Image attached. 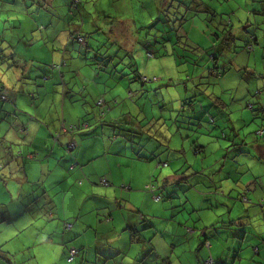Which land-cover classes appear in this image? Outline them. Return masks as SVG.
I'll return each instance as SVG.
<instances>
[{
    "label": "rangeland",
    "instance_id": "374dc122",
    "mask_svg": "<svg viewBox=\"0 0 264 264\" xmlns=\"http://www.w3.org/2000/svg\"><path fill=\"white\" fill-rule=\"evenodd\" d=\"M143 1L99 0L79 10L81 15H85L91 22L99 18L101 22L97 27H108L107 30L100 29L91 41L101 43L102 46L96 45L99 53L115 57L109 62L89 59L88 63L87 57L92 58L93 54L87 53L83 44L76 43L75 51L65 53L67 61L61 67L63 76L57 74L59 76L57 85L85 86L82 94L79 93L80 90L76 91L75 97L80 99L74 103L77 105L76 108H72L74 104L65 100L59 87L57 108L52 110L54 114L57 112V130L62 132L74 127V131H69L72 134L70 143L74 151L68 153L72 155L79 150L80 159L84 162L74 157L76 166L71 169L73 162L62 165L60 160H57V179H61L57 181L60 184L57 190L48 192L59 209V212L53 207L49 210L55 213L54 220L49 217L50 213L47 215L43 213L40 219V208L46 211L43 200L24 196L25 192L19 197L21 175L0 166V174L8 177L9 189L16 192L15 199L7 198L6 210L14 208L20 211L22 203L27 207L26 212L20 216L0 221V264H108L105 258L113 249H125V254H122L120 259L125 258L126 264H136L130 261L129 257L132 259L137 257L141 246L136 247L130 243L129 238L130 244H128L127 240L120 236V232H112L114 240L103 238L107 233L104 231L114 224L117 228L120 227L119 216H116L113 225H109L107 214L115 211L117 215L115 201L117 198H122L124 192H131L127 190L131 187L133 189L143 187V192L149 193L152 200L157 203L159 200L155 197L159 193L164 195V202L158 205L152 204V210L145 212L148 214L146 219H150L152 215L159 218L161 213L167 212L181 231L186 227L187 232L195 229H198L196 232H203L205 228H207L206 232H215L219 240L216 242L220 247L224 245L228 247L226 239L231 238V229L254 234L264 232V210L261 208V205H264L261 201L264 200V164L256 161L258 159L252 148L254 145L257 146V143L259 146L264 145V137L256 135L257 131H264V111H262L264 109V0H176L177 4L175 0H170L166 12L161 13L163 18L159 17L160 12L155 6L147 8L143 6ZM102 9L104 12H100ZM49 10L54 12L55 8L50 7ZM57 10L60 11H57V14H61V0H57ZM21 13L20 10V22L22 27H26L22 31L21 27L16 29L14 20L9 18L13 13L8 14L0 7V46L4 40H7L12 42L13 46L20 44L21 51L24 52L25 42L23 43L21 38L29 42L39 39V43H34L35 48H38L40 43L45 46L40 47L38 51L28 53L38 59L33 64L34 72L41 70L44 74L51 67L49 61L54 53L50 52L51 54L48 55L43 49L50 51L47 45L55 43L58 59L54 63L57 65L60 63L63 55L60 49H64L60 44L65 36L62 33L58 36V29L66 24L57 23L51 29L49 27L54 13L38 14L41 20L28 19L25 13L24 16ZM81 15L79 14L80 17ZM168 16L173 21L170 26H166L163 21ZM67 19L71 20L70 17ZM154 19L157 20L151 24ZM35 21H40V26L41 22H47L43 25L46 32H42L43 26L40 27V31L35 26ZM123 22L126 25L125 30L121 29L124 27ZM145 25L147 26L143 28L142 26ZM84 26L86 30L90 28L88 24ZM56 31L57 39L54 41L52 34L55 35ZM94 31L88 30L87 33ZM118 31L123 35H118ZM161 32L168 34L161 38ZM109 33H117V39L124 43L123 46L126 50L129 49L131 55H126L120 50L121 48L118 54L115 53V47L106 44ZM229 35L236 36V40L227 46L225 39ZM83 36L86 38L87 34ZM253 38L256 40L255 43ZM14 39L17 41L15 42ZM248 39L252 40L253 44L250 52L244 49ZM3 47L0 50L4 52L14 51L12 46L11 49H6L8 46ZM150 53L155 56L150 57ZM1 61H4L3 58ZM11 63V60L7 64L4 62L3 68ZM114 65H117L116 70L119 71L117 75L112 68ZM215 67L216 71L226 70L223 77L218 78L216 73H210ZM94 68L103 70L96 71ZM94 71L99 75L95 76ZM1 78L8 86L11 83L9 89L4 88L3 92L13 94L14 98L16 93H13L11 87L15 86V83L11 80L13 79L11 74L5 75L4 69L0 80ZM37 78L36 75L33 79L37 80ZM14 79L17 80L16 77ZM43 80L44 78L40 77V82ZM24 82L28 80L21 79L18 82L19 86ZM86 88L88 91L85 90ZM192 98L200 101L199 103L202 102L204 109H207L212 117L217 118V126L210 121L211 116H207V119L205 117L201 119L204 120L203 127L198 130L197 122L191 119V116L196 112L194 117L198 118V112L203 109L197 103L193 110ZM38 101L34 100L30 105L31 108H34ZM11 103L12 101L9 100V104ZM24 104L25 111L30 113L28 102ZM88 111L99 119L93 127H88L86 122L89 118L86 116ZM100 112L104 114L102 117ZM9 121L0 118V137L5 135L4 142L0 140L3 148L9 146L10 141H18V133L15 130L7 133L12 129ZM13 125L20 130L18 128L20 123L17 120ZM12 133H17L16 137ZM238 134L240 136H237ZM198 139L203 145V151L195 147ZM220 146H223V149L217 151ZM249 151L251 154L246 155L245 153ZM25 158L28 159L26 156ZM0 159L2 162H7L6 155H1ZM262 161L264 162V159ZM165 162L167 165L163 164ZM243 163L247 166L246 173L237 175L240 179L243 178L245 185L253 184V173L258 172L262 175L263 186L258 185L257 190L260 200L254 192L246 196L243 190L234 186L229 190L216 191L220 181L227 179V176H231V180L235 181L236 175L228 172V168ZM80 165H83V168H80ZM65 166L69 172L76 170V173L82 175L85 174L83 170L96 173L91 177L83 175L76 179L69 175L66 181L63 178L67 172L63 171ZM222 166L226 167L223 172L220 170ZM248 169L251 170V174ZM109 171L114 174V182L103 177ZM102 179L110 184H102ZM213 179L216 181L213 182ZM32 180L34 179L31 173L30 181ZM62 180L63 184L68 181L70 183L65 191L63 190L65 185L61 184ZM257 181L260 182L259 179ZM3 182L5 181L0 180V184ZM225 182L227 181L224 180ZM29 185L25 184L26 189L37 188L40 193L44 191L38 184ZM234 185L237 184L234 182ZM164 187L166 189H163ZM48 188L51 186L48 185ZM105 188L112 190L111 204L106 201ZM156 188H158L157 194ZM216 196L222 205L212 204ZM133 197L136 202L141 203L142 198L147 196L133 194ZM164 203L168 204L167 211H163ZM254 204H257V207H254ZM257 208L260 213L254 214L253 209L257 210ZM59 213L61 217L57 215ZM64 214L67 218L63 217ZM224 214H226L225 221L222 218ZM229 215L232 219L245 221L244 227L232 228L228 220ZM66 219L71 224H76L78 221V226L83 225L84 228L81 229L85 231L81 236H72L73 241L68 244L70 248L67 249V256L62 249L59 250L62 243L57 240V236L61 235L54 232L58 225L60 230L64 231L62 225ZM214 222L218 223L212 228L210 224ZM120 230L122 227L118 228V231ZM184 232L185 230L180 233L184 237L176 239V242L192 239L190 234ZM70 239H66L65 242ZM187 245L188 242L175 246L179 250ZM71 249H77L81 255L69 262L68 252ZM247 251L251 252V249ZM180 253H171V259L175 261L183 257L194 260L190 253L183 256H180ZM246 255L244 251V256ZM252 257L256 258L252 254L245 261H251Z\"/></svg>",
    "mask_w": 264,
    "mask_h": 264
},
{
    "label": "crops",
    "instance_id": "0c3cea01",
    "mask_svg": "<svg viewBox=\"0 0 264 264\" xmlns=\"http://www.w3.org/2000/svg\"><path fill=\"white\" fill-rule=\"evenodd\" d=\"M96 1H99V0H80L79 9L80 10L81 8L83 9L85 5L86 6L93 5V2H96ZM103 1L106 2L108 0H103ZM169 1L170 0H160V2L159 0H149V1L144 0L142 4L143 6L147 8H151L152 6H155V9H157V11L160 12L163 5H167ZM52 2H53V8H55V11L54 12L50 11V13H54L51 24L55 26L56 22L54 19L57 18L56 17L57 11L58 12L60 11L57 10V0H50L51 4ZM70 4H71V1L69 2V5ZM66 6L68 7L67 1H66ZM66 6L64 4V1L61 0V14L59 15H62V13L67 10ZM0 7L2 11L8 12V14H10V12L13 13V15L11 16L9 15V18L14 20L16 29L21 27V31L26 29V27H22V23L20 22V19H19L20 10L22 12L21 15L25 13V17H28V19H32V20L36 19L35 12L37 11V9H35V7L30 8V6L24 0H0ZM100 12H104V10L102 9ZM82 19H84L85 24H88L90 26V28L87 30H95V28H97L96 26H98V23L101 22L99 18L91 22L87 19L85 15H82ZM39 24H40V21H35V26L37 28L39 27V30H40V27H42L44 24H47V22L45 23L41 22V26ZM122 24L124 27H122L121 29L125 30L126 25L124 22ZM109 26H111V24ZM84 27L85 26H83V28ZM99 28L107 30L108 27L105 26L104 28L103 27H99ZM109 29H112V28H109ZM26 32L28 33V30ZM109 34L110 36L107 37L108 41L106 42V44H109V41H115V42L124 44L121 40L117 39L118 38L117 33L116 34L109 33ZM118 35H123V34L121 33V31H118ZM21 39L23 43L25 42L24 52L26 53L21 51L20 44L19 45L15 44L14 51L21 54V56L24 55V57L22 56L20 58L23 62L27 61L26 69H22L19 66L17 67L15 66L12 68L11 65H8V66L6 65V67L3 68L4 66L3 63L5 62L7 64L8 62L7 58L12 53V50H6L5 52L6 56H4V59H3L4 61H1L2 57L0 59V75H3L4 69H5V75L9 73L11 74V78H13L11 80L13 83H15V86L11 88L13 90V93H16L14 95L15 97L13 98V94L6 92L8 94L7 96L8 101L0 103V110H1L0 118H5L11 121L12 129L9 130L7 133H11L12 130H15L18 133V137H17L18 141L17 142L10 141L11 144L7 146L6 148L1 147V145L3 144L2 141L4 142L5 140L4 139L5 135L2 138L0 137V140L2 139V141L0 142V151H1L0 156L6 155L7 157L6 161L8 162V164H6L7 162H2V160L0 159V166L1 167L3 166V168L5 167L7 170L11 172L21 175L22 184H19L21 188L18 191L19 197H21L22 193L24 194L25 192L24 196H28V197L35 198V199L38 198L39 200H43V202L45 203L44 206L47 205L48 203L50 208L53 207L55 208L56 212H59L57 205L54 203L53 199L50 197V193H48L49 190L50 191L55 190V189L57 190L60 184V182L57 181V180H61V179H57V160H60V163L62 165L66 163L69 164L71 162H74L73 161L74 157L80 159L81 152L77 150L75 151L76 153L72 155L66 152L65 150L66 145L72 142V136H70L72 134L69 132V130H66L64 132L57 130V112L55 114L52 112V110L55 108V105L57 106V92H60V90L57 91V85H53V83L57 82L56 76L57 74L60 76V74L59 73L54 74L52 79L48 80L49 84L40 82V77L45 78V75H51V72L49 73L48 69L46 70L44 74L42 73L41 70L34 72L35 68L33 64L35 61L37 62L38 59L37 57L34 58L30 56L28 52L38 51L40 48H35V45L34 47L28 48L29 44H28L27 39H24V38H21ZM14 40L15 42L17 41L16 39ZM38 42H39V39H38ZM3 46L5 47L8 46L6 47V49H11L13 47V44L10 41L4 40L0 48H4ZM43 50H44V53L48 55L51 54L48 49L45 48ZM29 58H33L34 60L32 59L30 60ZM57 59H58L57 52H54L53 57H51L49 61L51 66L54 62H57ZM77 72H79V70ZM36 75L38 76V78L37 80H34L33 78ZM98 75L99 73L95 72V76H98ZM15 77L17 78V80L14 79ZM21 79H27L28 82H24L22 83L21 86H19L18 82ZM10 85L11 83L9 84V86ZM64 85L65 84H62L63 88H64ZM9 86L1 78L0 90L2 88L9 89ZM59 87L60 86H58V89ZM73 90L74 92H76L77 90H80V89L78 86H76V87H73ZM85 90L88 91L87 88ZM35 96H36V99H35ZM9 100L12 101L11 104H9ZM34 100H39V101L37 104H35L34 108H31L30 105L31 103H34ZM27 102L31 109L30 113L25 111L24 103H27ZM63 116L65 115L63 114ZM198 117L200 118V114H198ZM205 118L207 119V116H205ZM16 120L20 123V125H18V128H20V130H17L16 125H13L15 124ZM203 122L204 120L202 121V123ZM57 132H61V136L59 137V140H58L59 145H57V139L52 137L53 134H56ZM17 133H12V134H14L16 137ZM237 136H240V134H238ZM199 140L200 139L196 141L195 147H199L203 151L204 150L203 145L199 142ZM258 144L259 143H257V146L254 145L252 147L254 150V155L258 159L256 161H258L261 164H264V162L262 161L264 159V145L260 144L259 146ZM222 149H223V146H220V148L217 149V151L222 150ZM245 154L250 155L251 153L249 151V152H246ZM25 156L28 159H26ZM29 156H32V157H29ZM81 162L83 163L84 161L81 160ZM79 167L83 168V165L82 166L80 165ZM74 168L71 167V169H74ZM246 168L247 166L245 163L239 166L233 167V168H228L229 169L228 172L234 173L236 175L234 176V179H235L234 182L237 185H234V182L230 178L231 176H227V179H222L220 181V185L218 188L216 187V191L219 192V190H222V189L229 190L234 186V187H237L239 190H243L244 192L243 194L246 193V196L254 192V194L260 200V197H259L260 194H258L257 190L259 187L263 186L262 175H260V173L258 172L253 173L252 179L255 183L253 182V184L251 183L252 185L247 186L244 184L243 178L240 179V177L237 175L239 173L244 175L246 173V170H245ZM224 169H226V167L224 166L220 167L221 172H223ZM63 171L65 172L67 171L66 174L63 175V178L66 181L69 175L73 176L76 179L83 175L85 176L88 175L91 177L92 175L96 173L95 171L87 172L85 170H83L85 172V174L83 175L80 173V171H79L80 174L76 173V170H72V172H69L67 166L63 167ZM248 171H250V174H251V170L248 169ZM31 173L34 179L32 181H30ZM0 175H1L0 180L5 181L3 182V184H0V221L11 220L13 216L17 217V216H20L22 213H25L26 212L25 209L27 207L25 204L22 203V208L20 211L14 208L6 210L5 207L8 206V203H6L7 198L11 197L12 199H15L16 192L13 189L11 190L9 189L10 183L7 182L8 177L6 175L3 176V174H0ZM105 175L106 176H103V177H106L108 180H111L114 182V174L112 171H109ZM257 179H259L261 183L258 182ZM224 180L227 182L224 183ZM212 181L215 182L216 179H213ZM25 184H30V185L38 184V186H42V189L44 191L40 193V191H38L37 188L26 189L27 187H25ZM61 184L65 185L63 187L64 191L67 189V186L70 185L69 181L68 183L63 184V180L61 181ZM48 185H50L51 188H48ZM142 189L143 187H135V189H133L132 187L128 188L127 190L131 192H124V194L122 195L123 196L122 198L116 199L115 201L117 205L116 210L118 213L116 215L115 211H110L107 214V223L109 225L111 224L113 225V223L115 222L116 216H119L120 227L118 228L122 227V230L118 231L117 226L114 224L109 229L104 231L107 233L103 235L104 239L111 241L115 239L114 237H112L113 236L112 232H120V236L124 237L125 240H127L128 244L132 243L136 245V247L141 246V249L139 250L137 257H135L134 259L129 257L130 261H134L136 264H264V232H259V233L254 234L251 232H241L242 230L234 231L233 229H231V232H230L231 238L226 239V242H228V247L226 245L220 247L218 243L216 242L219 240L215 232H206L207 228H205L203 232H196V230L198 229H195L192 232H187L185 229L186 227H184V230H185L184 233L190 234V237L192 239L190 241L182 240L180 242H176V239H182L184 237V235L180 234V233H183L184 230L181 231L178 229L180 227H177V225L174 223L172 219L173 217L170 216L167 212L161 213L159 218L156 216L150 215L151 216L150 219H146V217H148V214H146L145 212H149L150 210H152L153 208L152 204L158 205L164 202V195L163 194L161 195L160 193L157 195V196L159 195L161 196L159 202L157 203L152 200L151 196H149V193L143 192ZM163 189H166V187H164ZM157 190L158 188H156L155 193L157 192ZM104 192H106V196H105L106 201L109 204H111L110 194H112V190L110 188H105ZM88 193L91 194L90 191H88ZM133 194H143V195H146L147 197L142 198L141 203H138L135 201ZM93 195H96V194H93ZM212 204L222 205L221 203L218 202L217 196H216V200L212 201ZM162 206L164 207L163 211L168 210V204L164 203L162 204ZM253 206L257 207V204H254ZM40 210H41V214L39 216L40 219H42L43 213H45L46 215L50 213L49 217L51 218V220H54L55 213H52L49 211H43V208H40ZM253 210H255L254 214H257V212L260 213L258 208L257 210L256 209H253ZM57 215L61 217L60 213ZM225 215L226 214L222 215L223 219L225 218ZM63 217L67 218L65 214L63 215ZM228 220L229 222H231L230 225L232 228H237L239 226L244 227L245 221H243L242 219H238V220L232 219V216L229 215ZM143 222H145V224ZM66 223H70L68 222V219H66V221L62 225V227H64V231L60 230L61 228H59V225L56 227L54 226L55 227L54 230H56L54 232H57V235L58 234L61 235V236H57L58 237L57 240L62 243V245L60 244L59 250L62 249L65 256H67V249L69 247L68 244L71 241H73L72 240L73 237L81 236L82 232H85L84 230L81 229V228H84L83 225L82 227L78 226V221L76 224H72L69 230L65 229ZM217 223L218 222H214L210 224V226H212L213 228ZM203 236H205V238ZM70 237L72 238L70 239ZM128 238L130 239V243H129ZM66 239H70V240L65 242ZM186 242H188V245L185 247H181L179 250L175 246V245H181ZM247 247L248 249H246ZM256 247L260 248L261 255H258V256L255 255ZM249 249H251L252 253L250 251H247ZM124 250L125 249H113L112 252L106 256L105 262H107L108 264H111V263L126 264L125 258L124 260L120 259V256L122 254H125ZM244 251H246L247 253L246 256H244ZM175 252H181L180 256H183V254L190 253L194 260H191L190 258L179 257L180 259H176L175 261H173L171 259L170 254L175 253ZM252 254L256 258L252 257L253 259L251 261L249 262L245 261V259H248L249 257H251ZM209 260H212L213 262H210Z\"/></svg>",
    "mask_w": 264,
    "mask_h": 264
},
{
    "label": "trees",
    "instance_id": "16d2710c",
    "mask_svg": "<svg viewBox=\"0 0 264 264\" xmlns=\"http://www.w3.org/2000/svg\"><path fill=\"white\" fill-rule=\"evenodd\" d=\"M24 1H26L27 2V4L30 6V8H34L35 7V9H37V11L35 12V17H36V19H38V20H41L42 18H40L39 16H38V14H41V13H49L50 12V7H53V2H52V4L50 3V0H24ZM64 1V4H65V6H66V1L67 0H63ZM79 1L80 0H71V4L69 5V2L70 1H67L68 2V7L66 6V11L65 12H63L62 14H65V16L63 17V15H59V14H57L59 17H57L58 18V22H57V18L56 19H54L55 20V22H56V24L57 23H63V24H66V25H64L63 27H60L58 30H59V34H58V36H60V34L62 33L63 34V36H65V39L61 42V44H60V47H61V45L63 46V48L64 49H60V52H62V59L60 60V63L57 65V63H53L52 64V66L51 67H49L48 68V71H49V73L51 72V75H45V78H44V80H43V83H45V82H48V80H51L52 79V77H53V75L54 74H57V73H59L60 74V77H62V75H63V71H62V73H61V67H62V64L64 63V64H66V58H65V53H67V52H73V51H75L76 50V43H78V44H83L84 46H85V48H86V52L87 53H91V54H93V56H92V58H88L87 57V59H86V61L89 63L90 62V60L89 59H92V60H95V61H105V60H108V62L109 61H111V60H113L115 57L114 56H107V54L106 53H99V50L98 49H96V45H101V43L100 42H92L91 41V39H93V36H95L96 34H98L99 33V30H100V28L99 27H97V28H95V31L94 32H91V33H87V31L88 30H86V29H84L83 28V26H84V24H85V21H84V19H82V15H81V13L79 12V8H80V3H79ZM174 2H176V0L174 1ZM51 4V5H50ZM176 4H177V2H176ZM180 4L182 5V3L180 2ZM166 6H170V2H168V4L167 5H163V7L161 8V10H160V15H159V17L160 18H163V15L161 14V13H163V12H166L165 11V9H166ZM48 7H49V9H48ZM64 8V7H63ZM48 10H49V12H48ZM76 11V12H75ZM208 12V11H207ZM73 14H76V16H74ZM79 14L81 15V17L79 16ZM68 17H70V19L71 20H69V19H67ZM73 17H75L74 19H73ZM80 17V18H79ZM78 18H79V21H77L78 20ZM157 19H154L153 21H151V24L153 23V22H155ZM159 20H161V19H159ZM158 20V21H159ZM163 21L165 22V25L166 26H170V23L171 22H173L172 21V19L168 16L166 19H163ZM68 24V25H67ZM149 25V24H148ZM175 25H176V23H175ZM56 26V25H55ZM147 25H145V26H143V28H145ZM49 28H54V26L51 24V26L49 27ZM173 28H174V26H173ZM38 29H39V27H38ZM62 30H64V31H62ZM41 31V30H40ZM42 32L44 33V32H46V29H44V30H42ZM163 32H161L160 34H161V38H164L165 37V34H168V32H164L163 34H162ZM83 34H87V37L85 38L84 36H83ZM217 35V34H216ZM50 36H51V34H50ZM52 36H53V38H54V41H56V39H57V31H56V33H55V35H53L52 34ZM218 36V35H217ZM49 39L51 40V37H49ZM108 39V38H107ZM236 40V36H233V35H229L228 37H226V39H225V42L227 43L226 45L227 46H229L230 45V43H233V41H235ZM253 41H254V43H255V39L253 38L252 39ZM252 40H250V39H248L246 42H245V46H244V49H246L247 51H249L250 52V47L251 46H253V44H252ZM28 41V40H27ZM39 43L38 41H36V40H32L31 42H29L28 41V44H29V46H32V45H34V43ZM106 42V41H105ZM73 43V44H72ZM55 43H52L51 45H48V48L50 49V51L49 52H51V53H54V52H57V48H56V45H54ZM75 44V45H74ZM109 44H111V45H113V47H116L115 49H116V52L115 53H117L118 54V52H119V49L120 50H122L123 52H125L126 53V55H131L130 54V52H129V49H127L126 50V48L123 46V44H121V43H118V42H115V41H109ZM64 45H65V47H64ZM43 46H45L43 43H40L39 45H38V48H40V47H43ZM102 46V45H101ZM13 48H14V46H13ZM71 50V51H70ZM173 50V49H172ZM150 55V57H154L155 55L153 54V53H150L149 54ZM4 56H6V54H5V52H3L2 50H0V59H1V57L4 59ZM23 57H24V55H22ZM21 56V54H19V53H17V52H15V51H12V53L8 56V58H7V61H9V60H11L12 61V63H11V66H13V67H17V66H19V67H21L22 69H26V63H27V61H25V62H23L22 60H21V58L20 57H22ZM80 56H81V54H80ZM30 60L32 59V60H34L33 58H29ZM132 64V63H131ZM130 64V65H131ZM89 66V65H88ZM107 66H108V64H107ZM116 67H117V65H114V66H112V68L114 69V73H116V75L117 74H119V71L118 70H116ZM96 71H102L103 69H101V68H94ZM101 69V70H100ZM216 69V67L214 68V69H212L211 70V72L210 73H216L217 74V77L218 78H220V77H223L224 76V74L226 73V70L225 71H221V70H215ZM209 71H210V69H209ZM138 72V71H137ZM139 76H140V79L142 78V76L140 75V73H139ZM56 78H57V81L59 80V78L56 76ZM55 78V79H56ZM137 78V77H136ZM53 85H57V82L56 83H53ZM58 86H60L61 88H62V96L63 97H65L66 99L65 100H67V101H69L70 102V104H74V103H76V102H78V101H80V99H78V98H76L75 96L77 95V92H74V90H73V87H72V85L71 86H65L64 85V88H63V86H62V84H60V85H57V91H59V89H58ZM84 87L85 86H83V87H79V89H80V91H79V93L80 94H82V92H84V91H82V90H84ZM4 91V88H2L1 90H0V103H3V102H5L6 100H8V98H7V96H8V94L6 93V92H3ZM82 91V92H81ZM2 93V94H1ZM84 98V97H83ZM193 100H192V107H193V110L195 109V105H197V103H198V105L200 106V108H202L203 109V111H200V112H198V114H200V118L198 117V118H195L194 116L196 115V112H193L192 114L194 115V116H191V119H193V120H195L196 122H197V125H198V130H199V128L200 127H203V125H202V121L203 120H201L203 117H205V116H211L208 112H207V109H204V106H203V103L201 102V103H199L200 101H198V100H194L195 98H192ZM97 101H95V103H96ZM84 104H86V103H84ZM100 104V103H99ZM83 105V104H82ZM76 106L77 105H72L71 107H74V108H76ZM249 107H251V109H254L253 108V106L252 105H249ZM57 108V106L55 105V109ZM78 108V107H77ZM64 111V110H63ZM262 111H264V109H262ZM254 112H256V111H254ZM101 114H100V116L102 117L104 114H103V112H100ZM92 113H90L89 111L86 113V116H89V118H88V120L86 121L87 122V125H88V127H93V125L95 124V122L97 123V122H99V119L98 118H96V117H93V115H91ZM83 118V116H81V119ZM209 119V118H208ZM210 121H212L215 125L217 124V118L214 116V117H212L211 116V120ZM85 121H84V123H86ZM75 126V125H74ZM217 126V125H216ZM215 126V127H216ZM74 131V127L73 128H71V129H69V131ZM60 131V130H59ZM62 132H64V131H62ZM256 135H257V137H260L261 135L264 137V131L263 130H259V131H257V133H256ZM61 136V132H57L56 134H53V138H56L57 139V142H58V140H59V137ZM71 143H69V144H67L66 145V148H65V150H66V152L68 153V152H70V153H72L73 151H74V149L72 150V151H69L68 150V148H69V145H70ZM140 159H142L143 157H139ZM73 161H74V159H73ZM74 164L72 165V167H74V166H76V164H75V162H73ZM164 165H167V162H165V163H163ZM1 176V175H0ZM148 189H149V187H147ZM159 197L161 198V196L159 195ZM261 201H263V199L261 200ZM49 205H48V203H47V205L45 206V208H46V211H49V210H51L50 209V207H48ZM261 208L264 210V205H261ZM66 224H70V223H66ZM72 225V224H71ZM70 229V228H69ZM69 229H67L66 228V230H69ZM70 247H68V249H69ZM256 249L258 250V252H256ZM71 250H75L76 252H77V254L74 256V258L76 257V256H79L80 255V252L77 250V249H71ZM70 250V251H71ZM70 251L68 252V257H70ZM255 255L256 256H258V255H261V251H260V248L259 247H256L255 248ZM212 261V260H211ZM213 262V261H212Z\"/></svg>",
    "mask_w": 264,
    "mask_h": 264
},
{
    "label": "built area",
    "instance_id": "2783aa9c",
    "mask_svg": "<svg viewBox=\"0 0 264 264\" xmlns=\"http://www.w3.org/2000/svg\"><path fill=\"white\" fill-rule=\"evenodd\" d=\"M74 145H75V143L73 144V146H74ZM68 150H69V151H72V150H73L71 144L69 145ZM29 157H32V156H29ZM101 183L104 184V185H109V182H108L107 180H105V179H102V180H101ZM149 188H150V186H149ZM155 198H156V200H160V197H159V196H156ZM244 200H245V201H248L246 198H244ZM262 202L264 203V200H263ZM71 226H72L71 224H66V228H67V229L71 228ZM256 252H258L257 249H256ZM76 254H77V252H76L75 250H71V251H70V257H68V261L71 262V261L74 259V256H75ZM209 261L212 262L211 260H209Z\"/></svg>",
    "mask_w": 264,
    "mask_h": 264
}]
</instances>
